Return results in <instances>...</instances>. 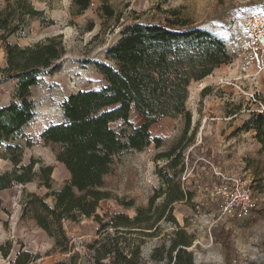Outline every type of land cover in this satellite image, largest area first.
<instances>
[{
	"label": "rangeland",
	"instance_id": "374dc122",
	"mask_svg": "<svg viewBox=\"0 0 264 264\" xmlns=\"http://www.w3.org/2000/svg\"><path fill=\"white\" fill-rule=\"evenodd\" d=\"M27 1L35 10L43 12L45 22L25 20L22 32L8 37L7 43L32 46L61 35L65 53L61 58V69L52 75L41 76L31 88L35 104L33 120L7 144L23 147V164L39 161L34 167L35 172L41 165L53 168L50 191L59 190L69 179V174L56 162L53 151L44 145L40 134L49 125L64 122L61 104L70 94L106 86L93 63L113 65L107 60L106 51L120 39L124 25H166L167 18L178 19L189 23V27L210 31L224 41L231 59L204 78L205 94L201 93L203 89L199 92L201 86L197 82H192V88H188L185 106L191 114L189 130L183 134L182 115L159 118L150 126L149 132L152 139H160V147L152 143L141 152L131 150L115 157L104 187L111 198L99 202L96 215L103 222H109L111 215L124 213L133 218L138 208L146 207L154 191L161 186L156 171L158 168L165 170L169 161L157 160L156 156L179 143L183 166L179 180L191 197L173 204L174 222L161 220L155 229L143 231L151 234L135 232L125 236L126 243L139 246L140 264H172L165 256L161 260L158 257L168 249L178 229L191 238L187 251L194 264H225L224 251L215 238L219 229L229 232L233 264H264V146L254 138L253 131L243 128L253 115H264V52L254 46L244 25L248 14L260 7V1L91 0L89 7L81 12L73 0ZM104 6L111 9L112 17L106 15ZM4 7L5 1L0 0V10ZM4 67V47L0 42V107L13 101L17 91L16 80L5 79L1 74ZM258 102L263 104V109L259 108ZM143 121L131 112L129 122L133 127L140 126ZM110 126L119 132L120 122ZM7 157L2 148L0 175L13 168ZM204 161L218 166L226 171L225 174L235 173L246 181L256 203L248 218L243 221L218 218L219 201L213 192L219 180ZM48 192L38 186L37 179L26 185L13 184L0 191V246L7 242L11 244L7 257L0 254V264H14L22 252L35 258L30 264H67L73 252L78 253L77 264L93 263V252L87 247L98 239L99 223L94 217H81L76 222L63 221L70 240L66 253L64 247L57 246L56 239L40 229L30 216L21 218L28 195L44 196ZM120 201L133 202V205L123 208ZM160 201L158 199L155 205ZM45 202L54 206L53 197H48ZM157 250L156 259H153Z\"/></svg>",
	"mask_w": 264,
	"mask_h": 264
},
{
	"label": "trees",
	"instance_id": "16d2710c",
	"mask_svg": "<svg viewBox=\"0 0 264 264\" xmlns=\"http://www.w3.org/2000/svg\"><path fill=\"white\" fill-rule=\"evenodd\" d=\"M4 1L5 7L0 10V42L4 47L5 67L1 74L5 79L16 80L17 91L13 101L0 107V152L5 148L13 166L10 172L0 175V191L13 184L26 185L37 179L38 186L49 192L44 196L28 195L22 208V219L30 216L40 229L56 239L57 246L64 247L66 253L70 240L63 221L76 222L81 217H94L99 223L98 239L87 247L93 252L92 264H140L139 246L126 243L125 236L135 232L151 234L143 231L155 229L161 220L174 222L173 204L191 197L179 180L183 171L182 148L178 143L156 156L157 160H169L165 170L158 168L156 171L161 186L154 191L146 207L136 210L133 218L117 213L110 216L109 222H103L96 215L99 202L111 198L104 190L105 177L111 172L115 157L123 152H141L152 143L160 147V139H152L149 132L157 119L182 115L183 134L189 130L191 114L185 106L189 85L203 80L214 69L230 61L224 41L210 31L189 27V23L178 19L167 18L166 25H124L120 39L106 51V58L113 65L93 63L106 86L70 94L61 104L64 122L49 125L40 134L44 145L53 151L56 162L69 174V179L59 190L50 191L53 168L41 165L35 172L34 167L39 161L23 164V147L7 143L15 140L33 120L35 104L31 88L41 76L52 75L61 69L65 50L61 35L32 46L7 43L8 37L22 32L25 20L39 19L44 23L45 18L43 12L35 10L27 0ZM73 1L81 12L89 7L91 0ZM104 9L107 16H113L109 7L104 6ZM49 25H52L51 21ZM205 91L206 88L202 95ZM132 111L144 120L138 127L129 122ZM115 122H120L119 132L110 126ZM243 128L253 131L254 138L264 146L263 114L253 115ZM48 197H53V207L45 202ZM158 199L161 201L155 205ZM119 204L129 208L133 202L120 201ZM215 238L224 251V263L233 264L229 232L219 229ZM190 245L191 238L178 229L168 249L158 258L161 260L165 256L172 264H194L187 251ZM10 249L9 242L0 246L1 256L7 257ZM157 252L159 250L153 253V259ZM78 259V253L73 252L67 264H77ZM34 260L32 255L22 252L14 264H30Z\"/></svg>",
	"mask_w": 264,
	"mask_h": 264
},
{
	"label": "built area",
	"instance_id": "2783aa9c",
	"mask_svg": "<svg viewBox=\"0 0 264 264\" xmlns=\"http://www.w3.org/2000/svg\"><path fill=\"white\" fill-rule=\"evenodd\" d=\"M260 7L248 14L244 25L247 27L253 44L264 52V0ZM263 109V104L257 103ZM210 168L219 184L214 189V196L219 201V219L243 221L248 218L256 207L254 198L246 181L235 173L225 174L220 168L209 161H204Z\"/></svg>",
	"mask_w": 264,
	"mask_h": 264
},
{
	"label": "crops",
	"instance_id": "0c3cea01",
	"mask_svg": "<svg viewBox=\"0 0 264 264\" xmlns=\"http://www.w3.org/2000/svg\"><path fill=\"white\" fill-rule=\"evenodd\" d=\"M216 69H217V68H216ZM216 69H215V70H216ZM213 72H214V71H213ZM203 80H204V79H203ZM203 80L197 82V83L199 84V86H201L200 89H199V92H200V91L206 86V85H205V82H204ZM202 81H203V82H202ZM191 85H192V84L189 85V89L192 88ZM193 86H194V85H193ZM133 112H134L135 114H137L135 111H133ZM137 116H138V114H137ZM59 164H60V163H59ZM60 165L63 166L62 164H60ZM205 165H206V164H205ZM63 167H64V166H63ZM215 167H218V166H215ZM64 168H65V167H64ZM218 168H219V167H218ZM221 170H222V169H221ZM210 171H211V170H210ZM211 172H212V171H211ZM212 174H213V173H212Z\"/></svg>",
	"mask_w": 264,
	"mask_h": 264
}]
</instances>
